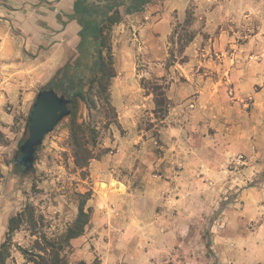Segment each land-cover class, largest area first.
Returning a JSON list of instances; mask_svg holds the SVG:
<instances>
[{"label": "rangeland", "instance_id": "1", "mask_svg": "<svg viewBox=\"0 0 264 264\" xmlns=\"http://www.w3.org/2000/svg\"><path fill=\"white\" fill-rule=\"evenodd\" d=\"M38 1L56 9L55 0H0V43L6 34L20 40L18 25L27 9L46 16ZM185 1L180 14L175 10L169 17L161 43L164 54L158 59L147 50L152 46L143 48L146 42L132 26L125 24L118 35L111 30L115 74L129 70L139 84V95L127 98L124 112L113 104L112 79L110 104L97 95L96 84L90 88L87 71L75 63L76 44L65 48L41 84L25 81L13 74L14 65L0 63L4 264H24L16 245L40 251L41 236L58 238L75 219L82 195L91 216L96 207L103 214L113 210L111 191L103 182L139 167L140 173L131 176L142 194L137 195L139 212L147 217L186 215V223H176L179 239L168 264H264V0ZM65 14L58 9L62 26ZM7 44L0 45L1 52ZM65 63L76 71L81 93L76 121L95 158L84 167L75 164L70 118L65 116L38 146L32 167L25 169L13 159L28 136L32 103L46 85L59 95L65 92L53 84ZM153 89L166 98L163 111L154 110ZM190 146L196 150L188 151ZM237 156L242 163L231 164ZM202 158L205 165L196 169ZM180 195L181 204L171 202ZM18 213L21 223L7 235L8 220ZM73 251L70 242L61 250L67 264ZM93 262L98 263L97 257Z\"/></svg>", "mask_w": 264, "mask_h": 264}, {"label": "crops", "instance_id": "2", "mask_svg": "<svg viewBox=\"0 0 264 264\" xmlns=\"http://www.w3.org/2000/svg\"><path fill=\"white\" fill-rule=\"evenodd\" d=\"M73 1H53L52 6L56 8L54 11L47 7L46 2L38 1L39 10H47L46 16L35 14L34 10L29 9L23 14L20 13L21 18L24 19L18 26L23 34L20 40L18 35L6 34L3 42L0 43V45L8 43L7 48L0 51V58L3 57L5 60H0V63L6 66L14 65L13 74H19L27 82L41 84L47 80L65 48L74 45L77 41L79 25L75 21H69L62 26L61 19L57 18L58 9L67 13L72 12ZM158 2L163 3V6L157 3L144 11L129 14L113 27V32L118 35L119 32H123L121 30L125 24L132 26L140 39L146 42L143 48L152 46V49L147 48V50L155 59L164 54L161 43L167 33L169 17L171 18L175 10L180 14L187 1L159 0ZM156 5H159V10L156 9ZM118 63L119 61L117 65ZM121 70L112 78L110 91L114 106L118 111L124 112L128 108L127 98L139 95L137 92L139 84L135 73ZM190 143L193 144L192 141ZM187 149L196 150L191 146ZM194 154H191L194 156L193 159L197 157ZM185 159L189 158L185 157ZM219 160L220 158L214 163ZM204 161L207 159L197 160L196 169L200 168L198 165L204 166ZM185 166L189 167L187 163ZM139 170L140 167L133 171V174L132 170H127L121 174V177L114 178L117 184L107 190L111 191L115 210H107V213L103 214L99 207H96L83 234L70 240L74 251L68 264H168L172 257L171 252L174 250L173 244L179 239L176 223L178 220L180 223H186V215L175 216L163 212L147 217L139 212L138 198L142 197V194L139 186L135 188L131 182V176H136ZM172 182L173 178L169 184ZM176 188L179 190V187ZM173 200L171 199V202L181 204L184 198L180 195L179 199L175 197V201ZM96 257L98 263L93 262ZM19 258L24 264H31L25 262L23 256Z\"/></svg>", "mask_w": 264, "mask_h": 264}, {"label": "trees", "instance_id": "3", "mask_svg": "<svg viewBox=\"0 0 264 264\" xmlns=\"http://www.w3.org/2000/svg\"><path fill=\"white\" fill-rule=\"evenodd\" d=\"M156 1L159 0H74L72 12L65 14L67 20L63 24L67 21H75L80 27L75 43L78 52L75 63L79 68L87 71L90 88L96 84L97 95L102 96L107 104H110L108 86L110 80L116 75L111 46V30L115 25L122 22L127 15L144 11ZM191 39L192 37L188 39V42ZM75 72L69 63H65L61 69L60 77L53 84L65 91L61 93V96L68 102L66 116L70 118V139L73 145L75 164L84 167L90 159L95 157L92 150L84 146V130L76 121L77 98L81 96V93L78 90V81L74 77ZM153 88L158 89L159 86L156 85ZM41 89H53V87L46 85ZM154 89V110L155 112L163 111V107L167 103L166 98L163 92L157 93ZM71 91H74L73 94H71ZM37 148L38 146L36 150ZM86 199L87 197L82 195L75 219L58 238L51 239L45 235L41 236L44 243L41 252L16 245L25 262H32L33 264H67L66 257L61 253V250L69 244L72 238L80 236L90 221L91 209L90 207L85 209ZM21 216L22 213H18L9 218L7 235L18 229ZM4 261L5 255L2 248H0V264H4Z\"/></svg>", "mask_w": 264, "mask_h": 264}, {"label": "water", "instance_id": "4", "mask_svg": "<svg viewBox=\"0 0 264 264\" xmlns=\"http://www.w3.org/2000/svg\"><path fill=\"white\" fill-rule=\"evenodd\" d=\"M67 113L68 102L65 98L53 89L39 90L28 115V136L20 145V154L14 157L13 162L30 169L35 159L36 147Z\"/></svg>", "mask_w": 264, "mask_h": 264}, {"label": "built area", "instance_id": "5", "mask_svg": "<svg viewBox=\"0 0 264 264\" xmlns=\"http://www.w3.org/2000/svg\"><path fill=\"white\" fill-rule=\"evenodd\" d=\"M229 162L234 165H239L240 163H242V157L241 156L232 157Z\"/></svg>", "mask_w": 264, "mask_h": 264}, {"label": "bare ground", "instance_id": "6", "mask_svg": "<svg viewBox=\"0 0 264 264\" xmlns=\"http://www.w3.org/2000/svg\"><path fill=\"white\" fill-rule=\"evenodd\" d=\"M117 184V181L115 179H112L111 182L109 184L103 182V187H107V188H110V187H113Z\"/></svg>", "mask_w": 264, "mask_h": 264}, {"label": "flooded vegetation", "instance_id": "7", "mask_svg": "<svg viewBox=\"0 0 264 264\" xmlns=\"http://www.w3.org/2000/svg\"><path fill=\"white\" fill-rule=\"evenodd\" d=\"M19 154H20V150H19Z\"/></svg>", "mask_w": 264, "mask_h": 264}]
</instances>
